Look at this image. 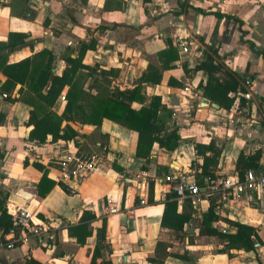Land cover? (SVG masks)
Instances as JSON below:
<instances>
[{"label": "crops", "instance_id": "0c3cea01", "mask_svg": "<svg viewBox=\"0 0 264 264\" xmlns=\"http://www.w3.org/2000/svg\"><path fill=\"white\" fill-rule=\"evenodd\" d=\"M10 30L29 33L32 44L10 52L9 61L48 48L56 54V73L66 65L62 51L71 46L75 56L81 40H95L96 46L86 49L82 61L96 65L97 82L109 81L110 88L133 87L149 62L160 66L168 61L171 66L163 69L161 81L143 82L144 97L131 106L139 108L152 94H159L164 105L159 116L166 130L177 127L178 140L173 149L155 141L144 159L136 155V129L109 117L98 124L64 120L62 126L76 130L72 139L80 152L92 156L95 168L82 180L59 182L53 160L65 139L51 140L50 135L44 142L29 139L31 105L25 99L29 91L25 86L20 90L17 83L8 98L0 89V206L7 212L23 207L50 221L42 238L0 247V264H87L101 234V255L111 264H152L147 257L154 254L158 241L167 242V250L188 256L168 255L163 264H264V184L249 197L215 196L216 219L256 227L255 249H223L218 235L199 233L198 223L210 200L198 208L191 205L192 218L182 237L161 225L163 201L171 191L165 180L168 171H189L194 165L200 170L203 157L197 155L195 142L213 140L221 148L215 178L236 172L234 162L241 149L262 148L264 163V0H0V39ZM213 49L217 60L239 80L229 108L213 104L201 87L207 73L193 69ZM160 51L164 53L159 56ZM4 79L0 71V81ZM250 83L254 95L246 98L243 92ZM66 89L52 106L57 113L64 109ZM44 169L54 184L40 195L37 183ZM186 200L176 198L177 211ZM108 205L116 211L109 212ZM85 207L92 208L96 218L91 235L79 244L67 226L78 222Z\"/></svg>", "mask_w": 264, "mask_h": 264}, {"label": "trees", "instance_id": "16d2710c", "mask_svg": "<svg viewBox=\"0 0 264 264\" xmlns=\"http://www.w3.org/2000/svg\"><path fill=\"white\" fill-rule=\"evenodd\" d=\"M28 36L27 32L10 30L5 39H0V71L5 76V79L0 81V89L8 93V98L17 83L21 85L20 90L22 86H25V90L29 91V96L25 98L31 105L27 120L28 124H32L28 133L29 139L44 142L48 135L51 136V140L72 139L77 132L69 124L63 127L64 120L98 124L103 117H109L138 131L136 155L139 157L148 159L155 141L167 149L175 148L178 140L177 127L166 130L164 121L158 113L164 106L159 94H152L149 101L142 103L139 108L131 106L132 101L144 97L140 91L143 82L155 84L161 81L163 69L171 66L168 61L160 66L149 62L140 75L138 84L133 87L110 88L109 81L97 82L98 77H94L95 73L98 74L96 65L82 61L86 49L96 46L95 40L87 42L81 40L75 56L71 55L74 52L71 46L62 51L60 57L65 60L66 65L61 73H56L53 65L56 54L48 48H42L16 61L8 60L10 52L32 44ZM163 53L164 51H160L157 54L160 56ZM216 54L215 49L211 50L203 60L193 66V69H203L207 73V80L201 85L203 93L220 106L229 108L239 90V80L234 71L225 68L217 60ZM176 56V54L170 55L166 60H172ZM65 86L67 89L64 95V109L61 113H57L52 106ZM242 101L240 97L239 104ZM220 150L221 148L213 140L208 143L195 142L197 155L203 157V162L199 165L200 170L195 173L200 186L204 185L203 176L207 175L210 179L216 177L214 166L217 164ZM262 152L260 147L252 152H245L243 149L238 152L234 167L240 179L244 177L249 168L261 170L264 173V163L261 161ZM53 162L57 165L56 160ZM53 184L54 180L47 176V169H44L37 183V192L44 195ZM62 185L68 189L65 184L62 183ZM148 191L150 198L152 196L151 186ZM215 205L216 197L211 196L210 205L202 213L198 223L199 233L218 235L224 242L223 249H255L256 227L254 225L228 218L226 220L233 228L229 232H222L212 225V221L218 217L214 209ZM0 210V226L5 230L10 225L11 218L5 206H0ZM191 212L192 207L189 200H186L181 211H177L176 193L169 191L163 201L161 225L171 228L177 237H182L187 223L192 218ZM95 218L96 215L92 208H83L78 222L68 224L69 235L74 236L79 244H83L87 236L92 233V221ZM103 243L101 234L92 248L87 264H111L110 259H105L101 255ZM167 245L165 241H158L154 254L148 256L147 260L152 264H163L168 255L188 257L184 252L167 250ZM35 263L38 262L35 261Z\"/></svg>", "mask_w": 264, "mask_h": 264}, {"label": "built area", "instance_id": "2783aa9c", "mask_svg": "<svg viewBox=\"0 0 264 264\" xmlns=\"http://www.w3.org/2000/svg\"><path fill=\"white\" fill-rule=\"evenodd\" d=\"M187 51V47L183 48ZM187 88V87H186ZM2 96H6V91H1ZM246 98L253 97V87L251 83L243 92ZM61 153L57 157L56 172L54 178L59 182L71 180H82L92 173L95 168V161L92 156H87L80 152L78 145L73 139L62 140ZM198 171L196 165L189 171L171 169L165 176L169 188L176 193V198L188 199L194 208H198L203 200H210L211 196H219V199L229 200L232 198L249 197L259 190L264 184V173L261 170L249 168L244 177L239 178L235 172L210 179L209 176H203V186H200L196 180L195 173ZM108 202L111 199H107ZM145 199L141 198L140 203ZM109 212L116 211L115 206L108 205ZM11 223L5 230H0V247L11 248L17 244L27 243L32 237L42 238L50 227V221L37 215L23 207L8 209ZM133 213V209H130ZM212 224L217 225L222 232H229L233 228L229 221L214 219ZM256 244V243H255ZM258 244V243H257Z\"/></svg>", "mask_w": 264, "mask_h": 264}, {"label": "water", "instance_id": "95a60500", "mask_svg": "<svg viewBox=\"0 0 264 264\" xmlns=\"http://www.w3.org/2000/svg\"><path fill=\"white\" fill-rule=\"evenodd\" d=\"M202 92V91H201ZM206 97H203V99H205ZM213 104H216L218 106V104L216 102H213Z\"/></svg>", "mask_w": 264, "mask_h": 264}, {"label": "bare ground", "instance_id": "6f19581e", "mask_svg": "<svg viewBox=\"0 0 264 264\" xmlns=\"http://www.w3.org/2000/svg\"><path fill=\"white\" fill-rule=\"evenodd\" d=\"M204 100H205V102H208L207 98H205Z\"/></svg>", "mask_w": 264, "mask_h": 264}, {"label": "rangeland", "instance_id": "374dc122", "mask_svg": "<svg viewBox=\"0 0 264 264\" xmlns=\"http://www.w3.org/2000/svg\"><path fill=\"white\" fill-rule=\"evenodd\" d=\"M86 155V154H85Z\"/></svg>", "mask_w": 264, "mask_h": 264}]
</instances>
